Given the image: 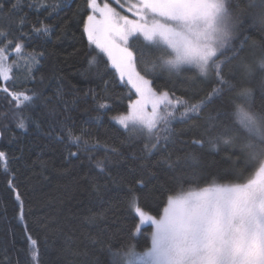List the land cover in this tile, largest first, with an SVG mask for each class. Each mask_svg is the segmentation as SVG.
<instances>
[{"label":"trees","instance_id":"1","mask_svg":"<svg viewBox=\"0 0 264 264\" xmlns=\"http://www.w3.org/2000/svg\"><path fill=\"white\" fill-rule=\"evenodd\" d=\"M13 2L0 0L4 9L0 32L6 33L0 36V47L6 49L11 64L16 62L12 78H0V152L7 154V170L0 161V264H30L27 234L37 240V264H109L108 245L122 251L150 246L153 224L139 229V216L131 205L134 197L146 211L160 215L169 195L208 183H242L250 176L254 169L246 167L239 144L213 149L207 143L214 134L207 131L208 116L219 101L207 104L199 116L189 114L190 118L181 116L184 107L178 105L169 124L155 131L160 139L153 150L145 148L144 133L125 130L113 119L128 110L135 93L120 80L108 57L89 42L84 31L92 14L88 0H20L9 12ZM239 4L236 9L233 0L232 7L242 9L243 15L231 45L237 51L243 45V50L225 72L240 75L241 62L251 64L254 73L243 82L258 100L264 95L260 87L264 71L256 64L264 56V24L257 18L260 0L252 6L249 0ZM42 26L49 31L33 30ZM16 43L23 45L19 55ZM129 43L134 51L146 53L143 63L137 59V68L157 91L166 90L189 104L212 95L216 86L212 77L200 76L194 66L146 73L144 64L163 50L148 47L141 36ZM29 54L36 55L38 63L26 64L21 57ZM5 87L9 93L26 92L34 99L17 106ZM21 119L25 128L18 127ZM164 127L171 131L166 133ZM69 129L74 135L84 130L87 149L83 143L69 142ZM201 139L202 148L192 143ZM190 153L197 162L186 160ZM169 155L181 159L175 169L165 162ZM140 180L142 184L137 183ZM17 191L24 202V220L19 217Z\"/></svg>","mask_w":264,"mask_h":264},{"label":"snow or ice","instance_id":"2","mask_svg":"<svg viewBox=\"0 0 264 264\" xmlns=\"http://www.w3.org/2000/svg\"><path fill=\"white\" fill-rule=\"evenodd\" d=\"M114 2L119 5V0ZM128 3L127 12L134 17L131 19L128 15H120L108 3L101 6L97 0H88L92 14L87 16L84 26L89 42L108 56L120 80L131 85L137 96L130 101L129 111L116 118L119 124L125 130L139 128L152 134L159 125L166 126L174 118V111L169 109L176 105L184 107L182 117L190 118L189 114L199 116L207 104L219 101L214 114L208 116L207 131L214 134L208 136L207 143L213 149L219 145L235 147L239 144L245 154L246 167L254 170L242 183H208L198 189L169 195L159 219L141 210L138 198L134 197L131 205L140 221L155 226L150 246L138 252L134 247L122 251L108 245L109 264H264V95L255 99L253 90L243 82L254 73L251 64L242 61L240 75L225 72V67L243 50V45L239 51L231 45L243 10L237 12L232 7L233 0H137L135 4L128 0ZM19 4L20 0H14L8 11L16 10ZM254 4L255 0H249V6ZM50 7L54 9L57 5ZM260 8L257 18L264 24V0H260ZM236 9H240L239 0H236ZM0 11H4L3 4H0ZM18 24L22 27L24 20ZM33 30L47 33L49 28L42 26ZM0 36L6 33L0 32ZM139 36L148 42V47L163 50L144 64L146 73L155 74L158 69L179 72L185 65H192L200 76L212 77L216 85L212 95L199 103L189 104L183 99H172L166 90L157 91L152 86L153 81L137 70V59L143 63L146 53L141 49L134 51L129 42ZM22 49L21 43L14 45L18 55ZM228 51L232 52L231 56H227ZM21 58L26 64L38 63L34 54ZM15 63H7L6 49L0 47V78L11 79ZM256 64L264 71V56ZM28 70L31 71L30 66ZM260 87L264 91V77ZM3 91L9 93L6 87ZM9 95L17 106L34 99L26 92H10ZM18 127H26L23 119ZM163 130L171 131L168 127ZM83 137L84 130L80 135L68 130L69 142L77 146L83 143L87 149L88 141ZM159 139L157 137V142ZM164 139L167 141L168 136ZM192 143L202 148L205 141ZM186 160L195 163L198 157L190 153ZM0 161L7 170L5 152H0ZM165 162L170 169H175L181 159L173 160L169 155ZM97 167L104 170L101 162H97ZM15 196L20 201L19 217L24 220V202L19 191ZM24 227L27 229L26 222ZM26 238L31 245L30 264H37V240L31 234Z\"/></svg>","mask_w":264,"mask_h":264},{"label":"rangeland","instance_id":"3","mask_svg":"<svg viewBox=\"0 0 264 264\" xmlns=\"http://www.w3.org/2000/svg\"><path fill=\"white\" fill-rule=\"evenodd\" d=\"M97 2L99 3V4H101V6L104 4V3H108L112 8H114L120 15H128L129 16V18L131 19V18H134L133 16H131L128 12H127V8L129 7V3H128V0H119V5L117 4V3H115L114 2V0H97ZM137 2V0H131V3L132 4H135ZM117 4V5H116ZM97 18H99V17H97ZM142 37V36H141ZM143 38V37H142ZM99 49V48H98ZM99 51L101 52V50L99 49ZM103 53V52H102ZM103 54H105V53H103ZM106 55V54H105ZM107 56V55H106ZM108 57V56H107ZM7 63H9V64H11V61L8 59V53H7ZM185 66H192V65H185ZM137 70H139L138 68H137ZM142 75H144L143 73H141ZM146 78H148V79H150L149 77H147L146 76ZM151 80V79H150ZM131 86V85H130ZM153 86V85H152ZM133 91H134V89H132ZM168 92V91H167ZM171 97H172V99H181L180 97H176V96H173L172 94H171ZM135 99H137V96L136 95H134V97L132 98V100H135ZM131 100V101H132ZM178 105H176V107H177ZM176 107L174 108V109H169L170 111H174L175 109H176ZM149 112L151 111V107L149 106L148 107V109H147ZM129 111V108H128V110L127 111H125V112H123V113H119V114H115V115H113L112 117H113V119L119 124V122H118V120L116 119L117 117H119L120 115H122V114H126L127 112ZM120 125V124H119ZM131 129V128H130ZM131 130H133V129H131ZM134 131H139V132H142V133H144L145 135H146V137H147V141H146V144H147V146H148V148L150 149V150H153V148H152V146L155 144L156 145V147L158 146V142H157V139H156V137H155V131L152 133V134H149L148 132H146V131H142V130H140L139 128H137V129H135ZM201 188V187H200ZM196 189H198V188H196ZM186 191H188V190H186ZM177 194V193H176ZM176 194H172V195H176ZM136 198V197H135ZM137 203H138V201H137ZM167 205V204H166ZM165 205V206H166ZM138 206H139V208L141 209V210H143L145 213H147V214H149V215H152V216H154V217H156L157 219H159L162 215H163V211H162V213L160 214V215H154V214H152V213H150V212H148V211H146L144 208H142L140 205H139V203H138ZM138 215V214H137ZM147 223H151V222H147V221H144V222H141L140 221V219H139V229H140V227L142 226V225H144V224H147ZM152 224V223H151ZM155 230V226L153 225V231ZM139 231V230H138ZM152 231V232H153ZM143 250H141V251H138V252H142Z\"/></svg>","mask_w":264,"mask_h":264}]
</instances>
